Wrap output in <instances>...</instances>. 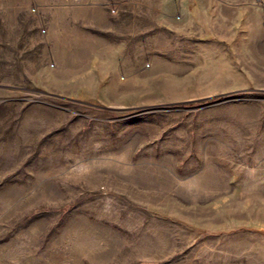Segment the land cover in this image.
Instances as JSON below:
<instances>
[{"label":"rangeland","instance_id":"374dc122","mask_svg":"<svg viewBox=\"0 0 264 264\" xmlns=\"http://www.w3.org/2000/svg\"><path fill=\"white\" fill-rule=\"evenodd\" d=\"M0 264H264V0H0Z\"/></svg>","mask_w":264,"mask_h":264}]
</instances>
